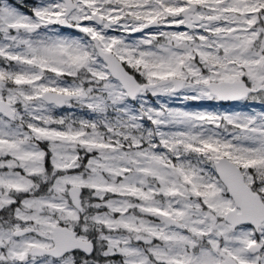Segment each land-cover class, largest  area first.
<instances>
[{
    "label": "snow or ice",
    "instance_id": "snow-or-ice-1",
    "mask_svg": "<svg viewBox=\"0 0 264 264\" xmlns=\"http://www.w3.org/2000/svg\"><path fill=\"white\" fill-rule=\"evenodd\" d=\"M0 264H264V0H0Z\"/></svg>",
    "mask_w": 264,
    "mask_h": 264
}]
</instances>
